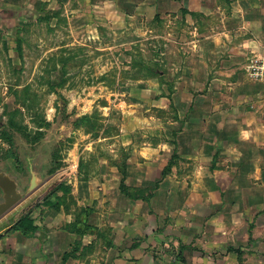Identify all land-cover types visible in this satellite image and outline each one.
<instances>
[{
	"label": "rangeland",
	"instance_id": "rangeland-1",
	"mask_svg": "<svg viewBox=\"0 0 264 264\" xmlns=\"http://www.w3.org/2000/svg\"><path fill=\"white\" fill-rule=\"evenodd\" d=\"M95 1L100 2L0 0V168L20 176L19 189L24 191L29 158L42 180L0 216V264H245L246 257L259 261L264 254L244 255L251 247L252 252L262 249L264 236L256 240L249 234L238 248L226 244L227 249H213L210 237L193 236L200 225L204 228L203 222H193L189 216L182 223L179 214H165L169 206L164 207L162 199L151 201L161 192L159 184L174 164L181 165L180 173L187 176L189 185L215 180L208 171L211 160L180 161L172 150L171 155L159 158L156 176L140 186L125 183L136 199L120 190L124 199L111 202L100 197L101 185L106 184L107 196L116 193L115 187H109L116 182L113 172L108 173L106 183L97 172L101 165L117 169L120 182L122 171L126 179L130 163L129 149L115 141L118 114L112 108L116 96L110 93L145 75L152 85L165 84L166 89L174 82L158 76L162 65L143 60L159 59L158 44L148 45L143 39L131 47L101 45L122 33L135 39L143 36L100 24L86 6ZM84 14L87 18L81 25L78 20ZM163 21L156 17L149 20V26L159 28ZM161 98V104H169V94ZM155 109L157 116H165V108ZM166 110L172 113L170 106ZM202 162L207 169L198 167ZM227 178V174L216 176L221 182ZM185 207L187 214L191 210ZM147 214L158 219L156 233L149 236L141 235L143 225L148 224ZM23 215L36 225L34 233L24 235L13 229ZM262 224L257 227L264 235ZM254 227L252 220L248 232ZM257 241L255 246L252 242ZM139 247L142 252L134 255L132 250Z\"/></svg>",
	"mask_w": 264,
	"mask_h": 264
},
{
	"label": "crops",
	"instance_id": "crops-1",
	"mask_svg": "<svg viewBox=\"0 0 264 264\" xmlns=\"http://www.w3.org/2000/svg\"><path fill=\"white\" fill-rule=\"evenodd\" d=\"M86 6L107 29L143 36L135 39L122 33L101 45L131 47L143 39L148 45L158 44L159 59L143 60L162 65L158 76L174 82L166 89L165 84L152 85L145 75L110 93L116 96L112 108L118 114L115 141L130 152L125 183L140 186L156 176L159 158L172 150L180 161L211 160L208 171L215 180L189 185L180 173L181 165L174 164L151 201L162 199V205L169 206L165 214H179L182 223L189 216L193 222H203L204 228L200 225L193 236L210 237L213 249L238 248L250 235L263 238L257 226L263 222L264 230V78L252 77L248 68L251 59L264 56V0H100ZM74 11L78 16L80 9ZM159 16L164 18L163 26L150 27L149 20ZM84 18L85 14L79 24ZM164 94H169L170 105L161 104ZM155 107L165 108V116H157ZM198 167L207 169L205 162ZM110 171L116 182L109 187H115L116 193L107 196L105 184L99 187L104 189L100 197L111 202L124 199L117 169L101 165L97 170L106 183ZM219 174H227V180L216 179ZM186 205L191 210L187 214ZM147 220L141 235L156 233L158 219L147 214ZM252 220L258 232H248ZM252 243L257 246L260 241ZM251 248L244 257L264 254L263 246L255 248L257 252ZM132 251L142 252L140 247ZM244 263L264 264V255L257 262L246 257Z\"/></svg>",
	"mask_w": 264,
	"mask_h": 264
},
{
	"label": "water",
	"instance_id": "water-1",
	"mask_svg": "<svg viewBox=\"0 0 264 264\" xmlns=\"http://www.w3.org/2000/svg\"><path fill=\"white\" fill-rule=\"evenodd\" d=\"M28 179L24 191L17 189V175H11L7 170L0 171V216L15 206L22 198L37 188L41 183L40 171L27 158Z\"/></svg>",
	"mask_w": 264,
	"mask_h": 264
},
{
	"label": "trees",
	"instance_id": "trees-1",
	"mask_svg": "<svg viewBox=\"0 0 264 264\" xmlns=\"http://www.w3.org/2000/svg\"><path fill=\"white\" fill-rule=\"evenodd\" d=\"M38 138H36L37 140ZM56 158V157H55ZM54 170L51 169L50 172ZM122 177L119 182V190L123 193L126 197L131 199H136L138 196H135L132 192L129 191V187L125 184V171L121 172ZM14 230L20 231L24 235L32 234L36 231V225L33 224L32 219L28 215H23L19 218V220L13 225Z\"/></svg>",
	"mask_w": 264,
	"mask_h": 264
},
{
	"label": "built area",
	"instance_id": "built-area-1",
	"mask_svg": "<svg viewBox=\"0 0 264 264\" xmlns=\"http://www.w3.org/2000/svg\"><path fill=\"white\" fill-rule=\"evenodd\" d=\"M248 70L254 78H264V56L251 59Z\"/></svg>",
	"mask_w": 264,
	"mask_h": 264
},
{
	"label": "flooded vegetation",
	"instance_id": "flooded-vegetation-1",
	"mask_svg": "<svg viewBox=\"0 0 264 264\" xmlns=\"http://www.w3.org/2000/svg\"><path fill=\"white\" fill-rule=\"evenodd\" d=\"M4 169L3 168H0V171H3ZM4 171H6V170H4ZM28 171V170H27ZM22 176V175H21ZM25 177V174H23V178ZM16 182H17V189L20 191V184H21V177L19 176V177H17V180H16ZM0 196H1V190H0ZM5 214V213H4ZM3 214V215H4Z\"/></svg>",
	"mask_w": 264,
	"mask_h": 264
}]
</instances>
